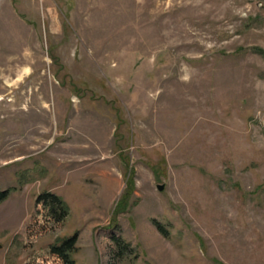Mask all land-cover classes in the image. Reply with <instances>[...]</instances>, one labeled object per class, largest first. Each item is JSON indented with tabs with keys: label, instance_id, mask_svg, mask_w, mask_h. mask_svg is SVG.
Instances as JSON below:
<instances>
[{
	"label": "rangeland",
	"instance_id": "1",
	"mask_svg": "<svg viewBox=\"0 0 264 264\" xmlns=\"http://www.w3.org/2000/svg\"><path fill=\"white\" fill-rule=\"evenodd\" d=\"M6 189L0 264H264V0H0Z\"/></svg>",
	"mask_w": 264,
	"mask_h": 264
},
{
	"label": "trees",
	"instance_id": "2",
	"mask_svg": "<svg viewBox=\"0 0 264 264\" xmlns=\"http://www.w3.org/2000/svg\"><path fill=\"white\" fill-rule=\"evenodd\" d=\"M8 193L9 189L0 191V201L6 198ZM37 202L49 204L48 208H50L49 210L51 211V215L58 219V221L64 220L69 214V207L66 201L54 193L47 192L45 194H40L37 198ZM112 240L116 242L118 246H120V252L125 253L127 245L122 242L121 238L117 235H113ZM76 241L77 235H73L72 237L65 239L60 245H54L52 247V251L63 260L64 264H75L74 260L71 258V252L75 248Z\"/></svg>",
	"mask_w": 264,
	"mask_h": 264
},
{
	"label": "water",
	"instance_id": "3",
	"mask_svg": "<svg viewBox=\"0 0 264 264\" xmlns=\"http://www.w3.org/2000/svg\"><path fill=\"white\" fill-rule=\"evenodd\" d=\"M159 188H160V189H163V186L160 185Z\"/></svg>",
	"mask_w": 264,
	"mask_h": 264
}]
</instances>
